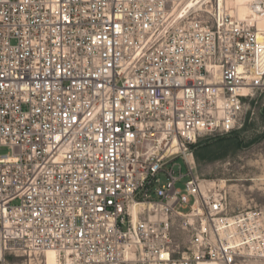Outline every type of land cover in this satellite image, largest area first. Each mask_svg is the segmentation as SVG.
Returning a JSON list of instances; mask_svg holds the SVG:
<instances>
[{"label": "built area", "instance_id": "built-area-1", "mask_svg": "<svg viewBox=\"0 0 264 264\" xmlns=\"http://www.w3.org/2000/svg\"><path fill=\"white\" fill-rule=\"evenodd\" d=\"M184 2L0 0V264L264 260L191 151L264 91V0Z\"/></svg>", "mask_w": 264, "mask_h": 264}, {"label": "rangeland", "instance_id": "rangeland-1", "mask_svg": "<svg viewBox=\"0 0 264 264\" xmlns=\"http://www.w3.org/2000/svg\"><path fill=\"white\" fill-rule=\"evenodd\" d=\"M224 4L232 10L237 8V0H224ZM191 151L195 174L218 185L229 213L251 209L264 214V91H258L246 101L234 131L226 135H203ZM7 153L0 148V155ZM174 164L177 174L179 167L186 174L181 158H176ZM186 179L176 186L183 188ZM7 264H46V257L45 254L9 256ZM239 264H264V260H244Z\"/></svg>", "mask_w": 264, "mask_h": 264}, {"label": "bare ground", "instance_id": "bare-ground-1", "mask_svg": "<svg viewBox=\"0 0 264 264\" xmlns=\"http://www.w3.org/2000/svg\"><path fill=\"white\" fill-rule=\"evenodd\" d=\"M218 1L221 5H224V0H218ZM251 1L252 0H237V8H236V6H235V8L237 11L238 18L244 19L248 16V14H249L248 4ZM203 2L206 3V2H208V0H188L187 2H185V4H188L189 7H192L194 5H199ZM174 152H175V150H174ZM171 154H173V152ZM222 185H224L223 182H222ZM221 189H222V186H221ZM43 254H45V257H46V264H53V262L55 264H57V262H58L57 255L53 250H46Z\"/></svg>", "mask_w": 264, "mask_h": 264}, {"label": "trees", "instance_id": "trees-1", "mask_svg": "<svg viewBox=\"0 0 264 264\" xmlns=\"http://www.w3.org/2000/svg\"><path fill=\"white\" fill-rule=\"evenodd\" d=\"M195 146H196V144H195V145H192V149H193Z\"/></svg>", "mask_w": 264, "mask_h": 264}]
</instances>
